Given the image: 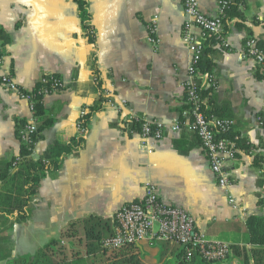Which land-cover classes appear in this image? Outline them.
I'll return each instance as SVG.
<instances>
[{
    "label": "crops",
    "instance_id": "obj_1",
    "mask_svg": "<svg viewBox=\"0 0 264 264\" xmlns=\"http://www.w3.org/2000/svg\"><path fill=\"white\" fill-rule=\"evenodd\" d=\"M88 3L93 41L72 0H0V48L5 57L0 74H11L28 92L44 77L63 82L62 89L43 98L56 122L40 135L31 159H40L54 145L84 141L38 183L29 220L0 231V264L7 257L34 255L85 219L101 218L114 227L116 213L144 199L148 184L164 202L190 213L210 240L250 249L247 221L264 215V129L259 123L264 118V73L243 55L250 38L264 49V0H240L245 28L230 21L224 37L228 47L207 45L216 64L207 84L214 95V117L231 120L234 136L245 142L226 168L236 209L219 187L194 133L167 131L149 155L140 147L138 131L127 124L132 115L171 126L187 105L184 83L191 53L183 0ZM199 6L216 17L220 0H199ZM154 22L158 44L150 41ZM192 32L197 42L209 40L197 27ZM101 98H106L102 110L82 132L80 121ZM31 119L29 104L0 80V165L20 155L21 123ZM138 247L146 264H178L182 249L161 241ZM232 264L241 262L234 259Z\"/></svg>",
    "mask_w": 264,
    "mask_h": 264
},
{
    "label": "built area",
    "instance_id": "obj_2",
    "mask_svg": "<svg viewBox=\"0 0 264 264\" xmlns=\"http://www.w3.org/2000/svg\"><path fill=\"white\" fill-rule=\"evenodd\" d=\"M227 5V1L220 0L219 14L216 17H211L201 11L199 0H183L185 39L189 42L191 53L188 77L184 83V88L187 95L186 103L190 107L182 112L179 122L168 126L159 121L131 115L128 117L127 124L133 127L132 132L138 131L140 147L149 155L154 153L155 143L163 140L167 131L194 133L200 139L201 146L209 158L211 170L217 178L219 187L227 192L231 206L236 209L238 208L237 201L230 194L231 182L226 170L228 161L234 159L239 150L236 143L226 136L233 129L234 123L231 120H221L216 117L207 119L199 111L197 92L203 77L199 70V64L203 57L204 48L201 42L194 39L192 32V28L197 27L204 36L221 37L225 30L222 14ZM262 21L264 22V18ZM156 33L157 24L154 22V26L151 28L153 36L150 38L153 44L159 43L155 37ZM222 45L228 47L224 38ZM243 56L252 59L264 73V49L258 39L250 38L247 40ZM4 61L5 57L0 48V72L4 66ZM0 80L5 88L29 104L32 119L21 126L19 139L22 146L30 147L33 137L37 133V123L34 117L35 91L46 96L62 89L63 82L56 76L44 77L40 82V89L36 88L28 92L19 87L11 74H0ZM108 95L110 94L108 93ZM109 104L114 105L111 99ZM259 123L264 129V118H260ZM79 129L85 132L86 128L82 120L79 123ZM16 158L18 160L19 156ZM146 188L144 199L131 202L116 213L114 235L103 240L105 248L115 251L129 245L161 241L180 246L187 261H190L195 254H199L201 258L208 261L227 259L232 252L229 243L210 240L206 234L198 230L197 223L190 213L174 204L164 202L154 185L148 184Z\"/></svg>",
    "mask_w": 264,
    "mask_h": 264
},
{
    "label": "trees",
    "instance_id": "obj_3",
    "mask_svg": "<svg viewBox=\"0 0 264 264\" xmlns=\"http://www.w3.org/2000/svg\"><path fill=\"white\" fill-rule=\"evenodd\" d=\"M77 4L78 14L83 23L85 32L93 41L91 33V14L88 0H72ZM227 1L228 5L223 10V21L225 30L221 37L208 35L209 40L202 43L204 51L199 64V70L202 74L198 88L199 111L207 118L214 117V95L212 89L207 84L212 80L216 69V64L211 58V50L207 45L212 43H222L223 38L228 33V24L230 21L237 20V27L244 29V16L239 11L240 0H222ZM261 45V44H260ZM95 66V64L93 65ZM263 78V75H259ZM51 84V83H50ZM49 84V86H50ZM41 84L37 89H40ZM45 95L38 94L35 91V120L37 123V133L33 137L30 147H21L19 159L15 157L12 161L0 165L1 183H0V231L6 230L9 224L15 222H26L29 220L30 203L36 194L38 183L49 174L55 173L65 162V159L80 149L83 140L73 141L68 145H54L44 156L34 161L31 159L32 150L40 138V135L55 124V118L50 117L43 104ZM187 98V95H186ZM106 98H101L92 108L91 113L82 120L83 124L90 123L92 116L101 111ZM190 106L186 105L184 110ZM183 110V111H184ZM26 122H22L25 124ZM233 129L226 135L234 141L238 149L245 146L242 139H237L233 134ZM260 205L264 206V194L260 199ZM248 244L246 246H234L231 254L224 261H208L199 254L187 261L185 254L181 249L178 256V264H232L234 259L240 260L241 264H264V215H252L247 221ZM114 235L113 224L108 220L101 218H89L79 223H73L58 239L52 240L44 249L34 255H24L12 259L7 257L5 264H91L89 260L99 256H106L112 252L111 264H146L144 255L139 251L138 245H129L122 249L111 251L103 246V240ZM69 239V246L65 245L63 240ZM64 244V245H63ZM57 256H61L57 259Z\"/></svg>",
    "mask_w": 264,
    "mask_h": 264
},
{
    "label": "rangeland",
    "instance_id": "obj_4",
    "mask_svg": "<svg viewBox=\"0 0 264 264\" xmlns=\"http://www.w3.org/2000/svg\"><path fill=\"white\" fill-rule=\"evenodd\" d=\"M63 242L65 243V245L69 246V242H70V240H69V239H64ZM63 245H64V244H63ZM60 257H61V256H57V259H59ZM111 257H113L112 252H109V253H107L106 256H99V257H97V258H95V259L91 258V259L89 260V262H90L91 264H111V262H113V261L111 260Z\"/></svg>",
    "mask_w": 264,
    "mask_h": 264
}]
</instances>
